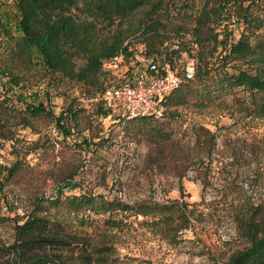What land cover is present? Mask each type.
Returning a JSON list of instances; mask_svg holds the SVG:
<instances>
[{
	"label": "rangeland",
	"instance_id": "obj_1",
	"mask_svg": "<svg viewBox=\"0 0 264 264\" xmlns=\"http://www.w3.org/2000/svg\"><path fill=\"white\" fill-rule=\"evenodd\" d=\"M178 5L189 7L184 13L189 17L200 0H179ZM253 9L263 17L264 0H254ZM78 16L92 21L86 14ZM142 17L141 10L111 27L96 21L93 45L120 34L135 50L139 44L131 39L141 38L137 28ZM0 18L14 36L20 35L14 0H0ZM241 29H234L236 38ZM256 41L258 37L251 45ZM2 53L0 46V57ZM31 54L41 62L36 48ZM221 76L214 70L191 82L187 102L169 106L160 120L117 122L82 105L67 121L72 135L64 139L47 135L52 116L75 107L79 94L90 89L57 78L34 81L28 101L42 103L47 115L33 119L31 130L19 131L14 147L0 141V217L14 216L8 207L20 217L35 207L37 215L85 237L88 251L100 244L111 247L112 259L120 264L226 263L248 246L238 232L237 217L256 206L264 213V119L252 114L249 93L226 87ZM15 162L19 169L5 182L3 168ZM81 195L93 199L92 205ZM73 197L80 198L77 212L68 204ZM103 201L119 202L127 210L103 214ZM165 206L169 210L161 216L136 214L137 209ZM13 227L12 221L0 225L7 245L13 243ZM79 248L81 243L75 244L73 254Z\"/></svg>",
	"mask_w": 264,
	"mask_h": 264
},
{
	"label": "trees",
	"instance_id": "obj_2",
	"mask_svg": "<svg viewBox=\"0 0 264 264\" xmlns=\"http://www.w3.org/2000/svg\"><path fill=\"white\" fill-rule=\"evenodd\" d=\"M178 2L14 0L19 14L20 35L14 36L0 18V46H3V57H0V141L14 147V142L20 138L19 131L31 130L33 119L41 114L47 115V108L42 103L28 101L33 97L28 91L30 84L47 78L82 84L85 89H90L88 93L79 94L75 107L57 117L52 116L49 126L55 128L57 139L72 135L67 121L75 117L82 105L95 107L103 119L117 122L160 120L166 116L169 106L187 102L188 95L192 93L191 82L201 81L214 70L222 72L221 81L226 87L247 91L251 96L252 114L255 118L264 119V16L255 14L254 0H200L199 8L192 11L189 17L184 15L189 7L179 6ZM141 10L143 17L137 28L141 38H134L142 46L140 56L158 65H162L165 59L179 76L183 73V63L194 58L193 78L182 82L169 95L157 99V104L163 108L160 117L149 115L127 119L111 115L101 102L82 103L83 97L109 85L110 78L104 71L106 59L122 50L127 56L134 55V52L126 53L124 37L120 34L103 44L93 45L92 32L96 21L111 27L117 20L124 21ZM78 14H86L92 21L82 20ZM176 18H179L177 23ZM186 20L190 27H186ZM240 27L242 29L236 38L234 29ZM255 37L258 41L251 45L250 41ZM171 39L178 46L172 45ZM166 43L168 45L165 46ZM32 48L38 50L41 62L33 60ZM184 50L188 51V56L180 62ZM241 65L246 68H241ZM145 66L140 67L150 72ZM228 68L232 72H228ZM50 82L48 86H52ZM47 135L52 133L47 132ZM3 169V180L7 182L17 172L19 164L15 162ZM55 197H50L48 201H54ZM79 197L88 198L85 203L92 205L93 199L85 195ZM79 197H73L68 202L75 212L79 209ZM101 206L103 214L127 210L116 201H103ZM8 208L14 216L0 217V225L7 221L14 223L13 243L7 245L0 237V264H120L112 259L111 247L100 244L88 251L85 237L68 233L59 224L37 215L35 207L33 212L21 217L15 209ZM168 210L167 206L155 207L152 211L146 207L137 209L136 214L161 216ZM236 223L240 236L247 240L248 246L235 251L223 264H264V213L257 206L252 207L245 217H237ZM79 226H84V223L81 221ZM77 243H81L80 251L73 254ZM204 264L222 263L212 261Z\"/></svg>",
	"mask_w": 264,
	"mask_h": 264
},
{
	"label": "built area",
	"instance_id": "obj_3",
	"mask_svg": "<svg viewBox=\"0 0 264 264\" xmlns=\"http://www.w3.org/2000/svg\"><path fill=\"white\" fill-rule=\"evenodd\" d=\"M135 41L131 39V43ZM124 46L126 53L134 52V55L127 56L122 50L106 59L104 71L110 78L109 85L101 91L83 97L82 103L101 102L111 115H119L127 119L149 115L160 117L163 108L157 104V99L169 95L182 82L193 78L194 58H189L183 63V73L179 76L165 59L162 65H158L151 59L140 56L142 46L135 47V50L128 47V43ZM141 65H147L145 67H148L150 72L140 67ZM48 132L57 135L52 126L49 127Z\"/></svg>",
	"mask_w": 264,
	"mask_h": 264
}]
</instances>
